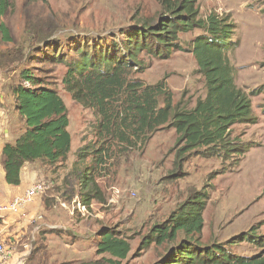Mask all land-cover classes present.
I'll return each mask as SVG.
<instances>
[{
	"label": "trees",
	"instance_id": "1",
	"mask_svg": "<svg viewBox=\"0 0 264 264\" xmlns=\"http://www.w3.org/2000/svg\"><path fill=\"white\" fill-rule=\"evenodd\" d=\"M160 2L156 20H140L124 31V39L113 38L106 43L66 36L64 49L63 41L53 38L57 23L42 17L36 23L25 20L27 38L16 37L5 20L13 12L14 0H0V41L12 45L3 50L0 47V69H19L21 82L10 84V90L23 126L15 141L2 148L0 161L8 184L21 183L26 163L63 165L72 148L68 108L57 89L39 76L45 71L40 64L64 65L62 82L66 90L95 115V141L83 146L73 163L79 170V162L92 153L93 166L85 168L80 176V196L88 204L105 201L94 174L97 167L113 159L114 154L144 151L160 129H175L178 157L183 159L195 155L226 160L231 153L242 152L232 138V127L253 123L256 116L251 94L237 84V69L230 59L238 44L233 40L236 24L230 15L217 12L201 17L197 0ZM194 29L203 31L193 40L190 51L204 77L206 92L188 107L175 102L164 80L148 84L135 72L144 67L142 53L168 58L174 50L182 49L180 34ZM209 199L206 184L193 190L163 222L151 228L144 247L167 244L152 264H264V240L254 239L253 227L230 241L253 238L252 242L263 246L261 252L250 256L235 253L231 245L202 241ZM98 236L96 253L101 257L97 259L50 261L48 247L41 239L33 241L23 264H123L132 250L128 238L106 226Z\"/></svg>",
	"mask_w": 264,
	"mask_h": 264
},
{
	"label": "rangeland",
	"instance_id": "2",
	"mask_svg": "<svg viewBox=\"0 0 264 264\" xmlns=\"http://www.w3.org/2000/svg\"><path fill=\"white\" fill-rule=\"evenodd\" d=\"M197 5L203 18L217 12L230 15L236 24L233 40L238 44L230 59L237 69V84L251 94L256 116L253 123L232 127V138L242 152H233L226 160L195 155H185L183 159L178 157L180 146H176L175 129H160L144 151L114 154L113 159L97 167L94 174L105 201L93 200L92 216H80L74 222L61 202L70 203L75 195H81L80 176L85 168L93 166L92 153L79 162V170L71 157L61 166H51L47 171L43 168L36 182L52 180L54 187L36 198L50 200L49 217L55 226L50 231L36 232L38 227L35 228L31 242L42 239L50 261L80 262L101 257L96 253L98 232L106 226L117 229L131 243L132 250L123 264H152L167 244L144 247L151 228L163 222L193 190L206 184L210 199L204 212L202 241L231 245L232 251L245 256L263 250V246L251 241L253 238L230 241L252 227L254 239L264 240V0H197ZM160 10V0H14L13 12L5 20L19 39L28 36L25 20L36 23L42 17L54 21L57 31L53 38H60L65 49L66 36L106 43L113 38L124 39V31L140 20H156ZM202 33L194 29L180 34L182 49L174 50L168 58L142 53L144 67L135 76L148 84L164 80L175 102L193 107L206 92L204 77L190 51L193 40ZM0 47L3 50L12 45L0 41ZM38 66L45 70L39 76L50 82L66 103L74 144L72 156L78 159L79 150L95 141V115L66 90L62 82L64 65ZM18 73L19 69H0V86L19 84ZM114 192L118 194L110 202ZM49 234L57 242L50 243ZM73 243L76 245L70 247ZM71 248L83 253H70Z\"/></svg>",
	"mask_w": 264,
	"mask_h": 264
},
{
	"label": "crops",
	"instance_id": "3",
	"mask_svg": "<svg viewBox=\"0 0 264 264\" xmlns=\"http://www.w3.org/2000/svg\"><path fill=\"white\" fill-rule=\"evenodd\" d=\"M6 78V77H5ZM5 81V79H4ZM4 86V87H3ZM15 98L10 90L9 84H1L0 86V159L2 148L7 142H14L22 131V122L19 114L15 109ZM74 151L72 140V148L68 157L71 160H77ZM68 160V159H67ZM66 160V161H67ZM73 161V162H74ZM50 168L40 161L26 163L21 172V183L17 186L10 185L5 181V171L0 161V204L10 201L13 197L23 194L32 184L36 182L39 175L43 173L42 169ZM50 201L48 198H36L28 203L20 213H3L0 212V241H4L5 245L12 249L10 258L4 264H23L26 257L33 248L35 228L39 230H52L55 224H52L49 217ZM45 212V213H44ZM40 213L41 215H38ZM43 214V216H42ZM71 222H74L77 217L68 216ZM76 217V218H74ZM32 230H31V228ZM49 242H57L51 234L48 235ZM28 241V242H27ZM27 242V243H26ZM76 245L73 243L70 247ZM17 249V252L14 250ZM73 252L78 254L83 253L79 248H71Z\"/></svg>",
	"mask_w": 264,
	"mask_h": 264
},
{
	"label": "built area",
	"instance_id": "4",
	"mask_svg": "<svg viewBox=\"0 0 264 264\" xmlns=\"http://www.w3.org/2000/svg\"><path fill=\"white\" fill-rule=\"evenodd\" d=\"M29 85L28 82L24 83ZM54 187L52 180L37 181L32 184L25 193L13 197L10 201L0 204V212L3 213H19L30 202H32L37 196L45 193L47 190H51ZM118 194V193H117ZM116 192L113 193L109 199L110 202L115 201ZM61 205L69 210L72 216H92L91 208L92 203L88 204L84 202L79 195H75L70 203L61 202ZM12 249L5 245L4 241H0V264H4L11 255Z\"/></svg>",
	"mask_w": 264,
	"mask_h": 264
}]
</instances>
